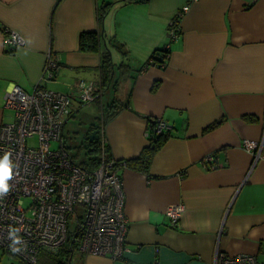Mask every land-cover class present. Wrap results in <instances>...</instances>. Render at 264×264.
<instances>
[{
  "label": "crops",
  "instance_id": "1",
  "mask_svg": "<svg viewBox=\"0 0 264 264\" xmlns=\"http://www.w3.org/2000/svg\"><path fill=\"white\" fill-rule=\"evenodd\" d=\"M110 1L0 0V127L14 119L5 98L15 84L74 94L80 80L102 88L96 101L107 100L103 133L116 160L139 157L149 144L148 118L172 126L149 172L119 165L129 218L124 257L81 252L72 264H215L217 250L264 263V0H117L112 22ZM186 5L171 40L169 25ZM5 28L26 44H9ZM90 31L98 49L81 47ZM166 45V64L145 68ZM104 53L115 65L107 79ZM51 55L57 75L44 80ZM82 105H74L63 135ZM94 130L98 138L87 139ZM77 133L78 146L97 152L83 163L92 165L100 158L99 124L85 122ZM253 139L256 151L246 147ZM182 204L173 226L167 210Z\"/></svg>",
  "mask_w": 264,
  "mask_h": 264
},
{
  "label": "built area",
  "instance_id": "2",
  "mask_svg": "<svg viewBox=\"0 0 264 264\" xmlns=\"http://www.w3.org/2000/svg\"><path fill=\"white\" fill-rule=\"evenodd\" d=\"M183 8L171 23L172 39L178 35L180 17L189 5ZM4 33L9 44H26L20 33L10 28H5ZM151 62L145 68L155 64L154 60ZM165 64L166 61L161 66ZM58 66L49 56L43 79H53ZM77 88V93L66 94L39 85L28 92L15 84L6 94V105L15 114L12 121L0 127V166L6 167L8 173L0 180V252L16 255L25 263L38 264L42 252H59L74 232L73 241L77 238L83 254L124 257L129 218L118 169L123 162L119 164L108 156L104 124L100 126V158L96 167L78 163L65 146L63 129L74 105L102 98L99 84L80 80ZM153 128L158 133H167L172 126L156 118ZM34 135L39 137V142L33 147L28 141ZM54 142L58 145L53 146ZM258 144L256 140H246L251 151H256ZM184 209L182 204L167 210L173 226L178 225ZM73 217L78 219V224L70 232ZM215 262L264 264L253 254L232 256L218 250Z\"/></svg>",
  "mask_w": 264,
  "mask_h": 264
},
{
  "label": "rangeland",
  "instance_id": "3",
  "mask_svg": "<svg viewBox=\"0 0 264 264\" xmlns=\"http://www.w3.org/2000/svg\"><path fill=\"white\" fill-rule=\"evenodd\" d=\"M110 2H114L113 3V10H111L113 13L112 14H107L106 15V19L108 21H113L114 17L117 13H115V5H117V0H111ZM112 6V7H113ZM110 11V10H109ZM110 11V12H111ZM114 14V15H113ZM123 24V23H122ZM125 25V24H124ZM119 28L121 30V33L123 36H125L126 38H129V36L127 34H125L124 30L126 29V25L125 26H121V23L119 25ZM168 33H169V29H168ZM112 34H110L109 40L111 41L112 39ZM137 36V35H136ZM169 36L171 38V34L169 33ZM136 39H140L143 40L144 37L142 35H139L138 37H135ZM172 40V38H171ZM113 46H115L116 48H118V43H112ZM122 45V43H120ZM128 48V47H127ZM120 63V62H119ZM108 92V96H110V91L107 89L106 90ZM105 91V92H106ZM99 100V99H98ZM107 103V100H106ZM106 103L104 104V106H101L100 102L98 101H93L91 103H87L81 106V108L79 109L78 112H76L74 118H72L69 121V124L67 125V128H65L64 130V135H65V142H66V146L69 148V152L70 154L73 156V158L80 164H83L85 160H88V157H93L96 155V151L91 153V151H89L88 149V143L85 144V147L82 149L80 145V141H81V137L80 134H78V130L80 125L82 126V124H85V122H89L90 124H99V127L103 125V120H104V113L107 112L108 108L105 107ZM105 107V110L103 109ZM108 113V112H107ZM81 132L83 133V129H80ZM39 142V137L34 135V137L30 138L28 143L30 146H37ZM53 146H57V143H53ZM71 219V218H70ZM78 224V219H76V217H73L70 220L69 223V229L70 232H73L74 229L76 228ZM77 256H81V251L77 250L74 254V258ZM40 259H39V263L38 264H53L56 261V258H63L64 256H55V255H51L45 252H42L39 255ZM0 264H24L21 261V258H18L16 255H12L8 252H0Z\"/></svg>",
  "mask_w": 264,
  "mask_h": 264
},
{
  "label": "trees",
  "instance_id": "4",
  "mask_svg": "<svg viewBox=\"0 0 264 264\" xmlns=\"http://www.w3.org/2000/svg\"><path fill=\"white\" fill-rule=\"evenodd\" d=\"M141 1H148V0H141ZM107 7L109 5H111V3H107L106 4ZM105 14L101 12L100 14V18ZM176 17V16H175ZM174 20V19H173ZM171 24L169 25L170 29ZM81 47L83 48H88V49H98L97 45L99 43V36H97V34L93 31L90 32H83L81 34ZM169 51V45H166L164 47V49H157L154 51V53H152V56L150 57L151 59L147 62L148 63H152L151 61H155V64L160 63V65L162 64V62L167 61L168 58L166 57ZM112 58L110 53H104V57H103V63H102V72H103V76L104 78H109L113 75V70L115 69V65L112 62ZM146 64V65H147ZM56 74V72H55ZM57 75V74H56ZM55 75V77H56ZM55 77L53 79H55ZM150 120V134H149V144L143 148L142 152L139 154V157L136 158H132L131 160H126L125 163L128 167L130 168H136L138 170L141 171H147L149 172L151 167V161L152 158L154 157V154L156 153L157 150H159L167 141L169 135H170V131H167V133H158L156 131H154L153 127L156 123V118L151 119L148 118ZM219 123V122H215L214 124L210 125L208 128L213 129L214 126ZM108 156L111 157L110 152H109V146H108ZM117 163L120 164V161L117 160ZM98 164V160L96 158V161L91 165L90 163H87L84 166H87L89 168H94L96 167V165ZM76 236V233H71L70 238L68 243L57 253H51V255H55L57 257L59 256H64L63 258L59 257L56 258V261L53 264H72L73 263V257L75 252L79 249V243L77 238H75V240L73 241L74 237ZM21 261L24 264H29V263H25V261L23 259H21Z\"/></svg>",
  "mask_w": 264,
  "mask_h": 264
},
{
  "label": "snow or ice",
  "instance_id": "5",
  "mask_svg": "<svg viewBox=\"0 0 264 264\" xmlns=\"http://www.w3.org/2000/svg\"><path fill=\"white\" fill-rule=\"evenodd\" d=\"M7 175L6 167L0 166V180H3Z\"/></svg>",
  "mask_w": 264,
  "mask_h": 264
},
{
  "label": "water",
  "instance_id": "6",
  "mask_svg": "<svg viewBox=\"0 0 264 264\" xmlns=\"http://www.w3.org/2000/svg\"><path fill=\"white\" fill-rule=\"evenodd\" d=\"M99 136V133H98V130H94L92 131V134H90L87 139H91V140H94L95 138H98Z\"/></svg>",
  "mask_w": 264,
  "mask_h": 264
},
{
  "label": "clouds",
  "instance_id": "7",
  "mask_svg": "<svg viewBox=\"0 0 264 264\" xmlns=\"http://www.w3.org/2000/svg\"><path fill=\"white\" fill-rule=\"evenodd\" d=\"M3 190H6V189H3Z\"/></svg>",
  "mask_w": 264,
  "mask_h": 264
},
{
  "label": "bare ground",
  "instance_id": "8",
  "mask_svg": "<svg viewBox=\"0 0 264 264\" xmlns=\"http://www.w3.org/2000/svg\"><path fill=\"white\" fill-rule=\"evenodd\" d=\"M253 140H254V139H253ZM253 140H252V141H253Z\"/></svg>",
  "mask_w": 264,
  "mask_h": 264
}]
</instances>
